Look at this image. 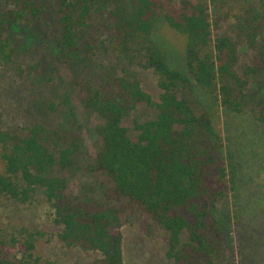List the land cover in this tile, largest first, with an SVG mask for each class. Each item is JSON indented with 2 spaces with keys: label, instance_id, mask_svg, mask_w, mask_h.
Masks as SVG:
<instances>
[{
  "label": "trees",
  "instance_id": "1",
  "mask_svg": "<svg viewBox=\"0 0 264 264\" xmlns=\"http://www.w3.org/2000/svg\"><path fill=\"white\" fill-rule=\"evenodd\" d=\"M174 0H58L56 61L67 64L84 41L83 31L91 16L111 18L121 55L158 76V101L143 90L138 79L120 78L118 85L131 103L125 104L88 87L83 106L95 114L101 147L91 165L110 181L104 202L80 201L68 192L66 168L78 163L84 147L81 136L71 135L60 144L45 143L43 127L27 132L0 131V195L28 201L43 187L69 246L99 251L105 264H124L120 229L129 202L142 208L168 231L167 255L175 264H217L223 252L219 204L234 190L237 164L207 110L197 111L187 92L199 86L213 94L229 112L251 106L264 126V0H255L231 25L232 34L213 31L204 2L181 0L172 13ZM226 0H211L215 5ZM0 9V62L10 64L16 47L5 35L12 23L35 22L44 7L36 0H12ZM10 5V4H9ZM165 19L185 37V69L173 68L154 33ZM215 34V35H214ZM252 51L251 64L240 68V49ZM157 111L156 118L137 125L130 137L124 118L139 103ZM188 241H183V231ZM145 234H149L146 231ZM15 239L0 237V264H14L8 254ZM32 252L33 241L24 243Z\"/></svg>",
  "mask_w": 264,
  "mask_h": 264
},
{
  "label": "rangeland",
  "instance_id": "2",
  "mask_svg": "<svg viewBox=\"0 0 264 264\" xmlns=\"http://www.w3.org/2000/svg\"><path fill=\"white\" fill-rule=\"evenodd\" d=\"M12 0H0V9L11 6ZM208 6L212 23L221 21L215 34H232L231 25L238 15L247 11L255 0H226ZM44 7L42 18L35 22L12 23L5 35L16 47L10 64L0 62V131L27 132L43 127L45 143L60 144L71 135H79L84 147L77 164L66 168L68 192L80 201L104 202L110 181L102 172L91 169L101 147L98 127L103 123L82 103L88 87L104 95L131 103L129 94L119 85L120 78L138 79L143 90L154 101L160 97L158 76L126 60L119 51L116 30L111 18L91 16L83 31L84 41L67 64L56 61V39L61 33L58 23V0H36ZM10 4V5H9ZM181 0L170 7L176 13ZM155 39L166 51L169 64L184 70V35L178 33L165 19L156 24ZM214 34V35H215ZM252 51L245 45L240 49V68L251 64ZM197 111L207 110L220 133L224 148L237 164V181L228 198L219 204L224 219L223 252L217 264H264V126L251 106L241 112L227 111L213 94L199 86L187 92ZM157 111L146 103L137 104L124 118L130 137L139 134L137 125L156 118ZM0 171L6 163L0 157ZM124 215V257L126 264H175L164 255L167 230L157 224L142 208L129 202ZM138 223L143 233L128 232ZM62 228L55 223V212L43 187L36 189L26 202L0 195V237L15 239L16 249L8 254L14 264H105L99 251L69 246L60 238ZM188 241L187 231L181 236ZM33 241L32 252L24 243Z\"/></svg>",
  "mask_w": 264,
  "mask_h": 264
},
{
  "label": "crops",
  "instance_id": "3",
  "mask_svg": "<svg viewBox=\"0 0 264 264\" xmlns=\"http://www.w3.org/2000/svg\"><path fill=\"white\" fill-rule=\"evenodd\" d=\"M129 231L128 232H131V231H134V232H140L141 234L145 235L142 231V228L138 225V223H133V225L131 227H128ZM122 237H123V242H124V227L122 229ZM168 235V231L166 233V236ZM122 251H123V261H124V264H126V261H125V257H124V249H123V243H122ZM162 251L164 253V255L167 253L168 249L166 247V245H163V248H162Z\"/></svg>",
  "mask_w": 264,
  "mask_h": 264
}]
</instances>
